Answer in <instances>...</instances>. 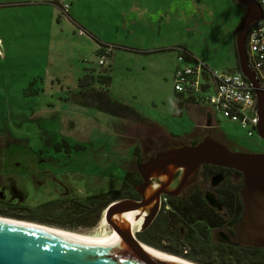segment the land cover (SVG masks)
I'll list each match as a JSON object with an SVG mask.
<instances>
[{
	"label": "rangeland",
	"instance_id": "1",
	"mask_svg": "<svg viewBox=\"0 0 264 264\" xmlns=\"http://www.w3.org/2000/svg\"><path fill=\"white\" fill-rule=\"evenodd\" d=\"M243 15L234 0H0V217L101 232L102 211L90 229L58 224L76 223L66 212L71 200L118 189L125 172L136 170L133 147L145 162L211 135L199 112L209 105L173 115L174 67L190 52L211 70L235 69ZM80 81L108 89L146 121L74 104ZM214 122L235 152L264 153L256 134L248 137L219 112Z\"/></svg>",
	"mask_w": 264,
	"mask_h": 264
},
{
	"label": "water",
	"instance_id": "2",
	"mask_svg": "<svg viewBox=\"0 0 264 264\" xmlns=\"http://www.w3.org/2000/svg\"><path fill=\"white\" fill-rule=\"evenodd\" d=\"M235 2L244 8V15L235 32L238 68L254 89L255 132L264 140V93L248 65L246 54L248 30L261 19L262 10L255 0ZM203 165L234 170L242 175L240 195L243 211L236 238L243 246L264 248V153L231 151L208 135L196 145L165 150L141 166L142 183L135 188L140 199L113 202L117 203L111 215L118 229L117 240L79 239L30 225L0 221V264H183L125 244L123 238L129 224L125 213L134 211L132 221L142 217L136 234L145 230L156 218L162 196L178 195L188 178ZM222 179L221 175L215 176L212 183H219Z\"/></svg>",
	"mask_w": 264,
	"mask_h": 264
},
{
	"label": "trees",
	"instance_id": "3",
	"mask_svg": "<svg viewBox=\"0 0 264 264\" xmlns=\"http://www.w3.org/2000/svg\"><path fill=\"white\" fill-rule=\"evenodd\" d=\"M236 6L244 11L242 6L238 4ZM182 55L189 63L198 61V58L190 52H185ZM205 66L208 68L207 65ZM238 69L237 63L234 70ZM102 81L103 85L107 87L110 77L106 76L102 78ZM78 87L79 91L71 97L74 104L85 108H94L119 119L132 117L134 120L146 121L133 108L114 100L108 93V89L106 91L95 90L89 85H84L83 81L79 82ZM175 94L176 114L173 115H181L183 109L197 103L193 98H184L178 93ZM214 126L210 129L211 133L209 134L211 135L209 136L225 145L229 150L235 151L233 146L228 147L224 143V138L227 139L224 134L223 137L221 134L220 137L218 136L216 124ZM204 137L201 135L199 141ZM199 141L191 143V146L196 145ZM55 149H58V146ZM133 155L139 157L138 147H133ZM218 175H221L223 179L214 188L213 193L216 202L221 207L220 211L211 207L205 201L203 194L205 185H208L212 178ZM198 178L200 184L186 196L169 198L164 204L169 208H163L149 227L137 233V239L142 244H146L145 246L148 245V247L197 264H264V248L243 246L238 242L235 234L236 228L242 221L243 202L240 195L242 175L234 170L203 165L198 171ZM140 183L141 177L137 170L126 171L118 189L90 196L84 202L71 200L66 212L76 223L71 227L67 224H58V226L69 230L93 228L97 223L99 213L109 204L126 199L139 200V194L135 188ZM23 220L49 224L46 221L31 218ZM220 230L227 232L228 241L216 242L213 234ZM209 257H214L215 262L208 260Z\"/></svg>",
	"mask_w": 264,
	"mask_h": 264
},
{
	"label": "built area",
	"instance_id": "4",
	"mask_svg": "<svg viewBox=\"0 0 264 264\" xmlns=\"http://www.w3.org/2000/svg\"><path fill=\"white\" fill-rule=\"evenodd\" d=\"M255 1L262 10V17L248 30L246 54L248 65L264 93V0ZM173 90L184 98H193L197 105H209L214 115L219 112L224 118L238 123L248 137L256 134L254 89L239 69L218 72L206 68L201 60L189 63L180 55L173 71ZM163 202H166L165 197Z\"/></svg>",
	"mask_w": 264,
	"mask_h": 264
},
{
	"label": "bare ground",
	"instance_id": "5",
	"mask_svg": "<svg viewBox=\"0 0 264 264\" xmlns=\"http://www.w3.org/2000/svg\"><path fill=\"white\" fill-rule=\"evenodd\" d=\"M116 206H117V203H113L110 207H108V209H105L103 211L101 220L99 222V226H100L99 228H101L102 231L101 232L99 231L98 233H92V234H79V233H74V232H70V231H66V230H62V229H57V228H53V227H48V226H43V225H38V224H32V223L17 221L14 219L1 218V217H0V221H7V222L18 223V224L30 225V226L42 228L45 230L57 232V233H60V234H63V235L69 236V237L79 238V239H90V240L113 242V241L117 240V236H118V231H117L118 229L116 228L115 224L112 222V218H111V215H112L114 208ZM133 213H134L133 210L125 213V218L129 221V224L126 228L125 238H123V241L125 244H130V245H135V246L141 247L145 251L157 254L163 258H166L168 260H172L174 262H179V263H183V264H194V263H190V262H187L185 260H182L180 258H177L175 256L165 254L164 252H161L159 250H155V249L146 247L142 244L136 243V241L134 240V236H135L136 240H138L136 237V232L141 225L142 217H140L137 221H132ZM107 226L109 228V232H106Z\"/></svg>",
	"mask_w": 264,
	"mask_h": 264
},
{
	"label": "flooded vegetation",
	"instance_id": "6",
	"mask_svg": "<svg viewBox=\"0 0 264 264\" xmlns=\"http://www.w3.org/2000/svg\"><path fill=\"white\" fill-rule=\"evenodd\" d=\"M191 143H194V142H191ZM191 143H186V145H190L191 146ZM183 146V145H182ZM146 147V146H145ZM168 149H170V147L169 148H167V149H165V150H168ZM164 149L163 150H160V151H158V152H155V153H153V154H151V156H149V158H148V160L147 161H145L144 162V160L142 159V157L143 156H141V154L139 155V157H137L138 159H137V161H138V163H137V166H136V170H137V172L139 173V175H140V172H139V169L141 168V166L142 165H144V164H146V163H148L149 162V160L150 159H152V158H154L156 155H158L159 153H161V152H163V151H165ZM142 161V162H141ZM201 168V167H200ZM200 168L192 175V176H190L189 178H188V180H187V182H186V184L182 187V189L180 190V192L178 193V195H175V196H162V197H165V199H166V201H168L169 200V198H172V197H183V196H186L189 192H191V190L195 187V186H198L199 184H200V182H199V178H198V171L200 170ZM141 183H142V179H141ZM140 183V184H141ZM210 185L209 186H205L204 188H203V194H204V199H205V201L208 203V200H207V198L209 199V200H211V202H213L214 203V205H212V204H210V203H208L211 207H213V208H216L218 211H220V209H221V207L218 205V203L216 202V200H215V197H214V193H213V190H214V188L219 184V183H212V180H211V182L209 183ZM205 188H209V190H205ZM211 189V190H210ZM211 192V193H210ZM11 193V195H12V193H15V191H11L10 192ZM20 195L21 194H18V195H16V198H17V202H18V200H20L21 199V197H20ZM168 197V198H167ZM140 198V197H139ZM74 201H76V200H74ZM16 205H19V204H16ZM163 203H161V205H160V210H159V212H158V214L160 213V211L163 209ZM158 214H157V216H158ZM156 216V217H157ZM156 219V218H155ZM154 219V220H155ZM237 229V228H236ZM214 235H215V240H216V242H223V241H228L229 240V238H228V235H227V232L226 231H216L215 233H214ZM213 235V236H214Z\"/></svg>",
	"mask_w": 264,
	"mask_h": 264
},
{
	"label": "crops",
	"instance_id": "7",
	"mask_svg": "<svg viewBox=\"0 0 264 264\" xmlns=\"http://www.w3.org/2000/svg\"><path fill=\"white\" fill-rule=\"evenodd\" d=\"M197 58V57H196ZM198 60H200V59H198ZM204 63V62H203ZM205 65H206V63H205ZM176 67V66H175ZM175 67H174V69H175ZM234 70V69H233ZM232 71V70H231ZM202 105V104H201ZM206 106V105H205ZM195 107V106H194ZM198 107V106H197ZM187 108V107H186ZM137 112V111H136ZM199 112L201 113V116H203L204 117V119H205V122H206V124H207V127H208V129H212V128H214L215 126H214V124H215V122H214V117H213V112H212V109H211V107L210 106H208V108L207 107H205L203 110H199ZM138 113V112H137ZM142 116V115H141ZM143 117V116H142ZM143 118H145V117H143Z\"/></svg>",
	"mask_w": 264,
	"mask_h": 264
}]
</instances>
